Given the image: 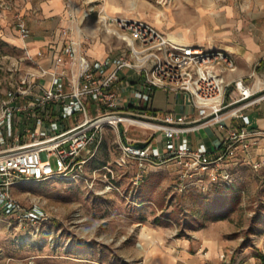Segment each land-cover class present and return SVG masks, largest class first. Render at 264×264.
Here are the masks:
<instances>
[{
	"label": "built area",
	"instance_id": "obj_1",
	"mask_svg": "<svg viewBox=\"0 0 264 264\" xmlns=\"http://www.w3.org/2000/svg\"><path fill=\"white\" fill-rule=\"evenodd\" d=\"M75 5V0H66L67 24L59 28L57 42L34 53L23 46L30 67L0 96V211L19 225L36 224L44 216L42 208L21 204L12 194L13 185L79 176L94 153L86 155L87 147L96 149L102 129L122 123L151 132L143 146L122 142L121 154L114 160L118 167L133 161L137 168L133 183L142 179L149 165L163 164L175 167V188L182 191L194 186L207 190L231 180V166L250 158L249 118L244 110L264 97L244 76L225 80L224 72L235 68L232 54L218 47L173 40L148 20L110 15L100 6L95 20L123 44L115 56L92 58L87 43L93 37L84 29ZM93 10L88 5L84 15ZM14 18L16 32L25 40L29 28L20 15ZM123 67L140 75L147 90L136 95L144 102L154 88L186 91L200 115L188 119L174 113L121 110L113 84ZM254 75L252 67L247 76ZM230 118H239L241 125H226L225 135L213 148L189 144L188 132L204 123L223 125ZM103 167L102 190L117 189L110 180L113 170Z\"/></svg>",
	"mask_w": 264,
	"mask_h": 264
},
{
	"label": "rangeland",
	"instance_id": "obj_2",
	"mask_svg": "<svg viewBox=\"0 0 264 264\" xmlns=\"http://www.w3.org/2000/svg\"><path fill=\"white\" fill-rule=\"evenodd\" d=\"M196 4L185 3L197 21ZM182 6L178 0H138L137 8L128 11L168 36L179 37L183 36L178 32L183 26L180 21L190 17ZM14 21V17L0 21V96L30 67ZM255 21L260 19L243 17L245 24ZM109 37L112 45L122 46L119 39ZM225 50L234 57L231 50ZM122 128L102 129L101 144L79 176L13 185L12 194L20 203L38 205L44 216L36 224L19 225L0 211V264H148L153 258L148 251L158 238L189 237L220 215L233 225L228 236L236 238L232 254L237 257L228 263L243 257L242 248L252 245L253 234L259 232L256 226L264 227L262 217L252 220L255 211L262 210L264 215V143L259 152H250L248 160L231 166L228 182L210 185L207 190L194 186L182 191L175 188L172 164L148 172L149 165L148 173L137 183H133L137 169L133 161L123 167L115 165L121 154L117 141ZM50 160L54 165V159ZM105 165L113 170L110 180L117 189L102 190ZM146 236L149 244L143 240ZM125 246L132 252L123 253Z\"/></svg>",
	"mask_w": 264,
	"mask_h": 264
},
{
	"label": "crops",
	"instance_id": "obj_3",
	"mask_svg": "<svg viewBox=\"0 0 264 264\" xmlns=\"http://www.w3.org/2000/svg\"><path fill=\"white\" fill-rule=\"evenodd\" d=\"M75 1V12L79 20H82L84 29L93 37L92 41L87 43L88 55L92 58L101 59L106 56H115L118 53V46L110 42L109 36L111 38L113 36L104 32L95 20V11L98 7L101 6L110 15L145 19L128 11L137 8L138 0ZM186 1L197 3L194 6L198 12L197 21L194 19L196 15H191L187 8L188 5H185ZM178 2L183 5L186 14L190 17L180 21L183 26H179L178 32H181L183 36L169 37L179 42H193L205 47H221L231 50L234 53L236 67L224 72L225 80L231 81L234 78L248 75L250 69L255 67V75L247 77L245 81L253 83V87L258 84L259 92L264 93V41H262L264 38V0H178ZM65 5L66 0H0V21L20 15L29 28L28 37L25 40L20 39V42L27 47L30 53H34L38 49L46 50L48 45L57 42L59 28L67 24ZM88 5H93L94 10L85 16L84 11ZM243 17L260 19V22L245 24ZM69 24L74 26L72 23ZM230 86L232 87V84ZM113 87L117 93L121 110L138 114L174 113L185 115L188 119H194L200 115L186 91H164L154 88L144 102L136 93L147 90L146 86L140 75L128 67H123L118 71V79ZM244 113L249 118L247 129L250 132L251 151L259 152L264 143V97L247 107ZM229 124L238 127L241 125V120L239 118L226 119L223 125L204 123L198 130L188 132L185 136L192 147L203 143L206 147L213 148L225 135V127ZM122 126V137L120 141H117L119 148L122 142L147 141L150 138L151 132L146 128L127 123H122ZM96 149L90 145L85 153L86 155L92 151L95 153ZM158 166L150 165L148 172ZM148 172L145 171V175ZM224 218H216L215 221L194 230L189 237L158 238V243L148 251L153 255L148 264H206L207 262L227 264L231 258L237 257V253L232 254L236 238L228 236L233 230V225ZM253 236L252 245L243 247L240 253L243 257L237 258L234 262L231 261L232 264H264V228L260 227L259 232ZM143 240L147 244L150 242L147 236L143 237ZM122 250L123 253L132 252L128 246L123 247ZM252 250L255 253H251ZM71 264L75 263L72 261Z\"/></svg>",
	"mask_w": 264,
	"mask_h": 264
},
{
	"label": "trees",
	"instance_id": "obj_4",
	"mask_svg": "<svg viewBox=\"0 0 264 264\" xmlns=\"http://www.w3.org/2000/svg\"><path fill=\"white\" fill-rule=\"evenodd\" d=\"M261 211H262V210H261ZM261 211H259V210H258V211H255V213H254V215H253V219H252L253 222H254L255 219H257L258 217H262V218H263V222H262V224H264V217H263L264 215L261 214ZM220 217H221V215H220ZM220 217H218V218H220ZM253 225H254V224L252 223V225H251L250 228H253ZM260 225H261V224H259V225L256 226V228H257L258 230L260 229ZM263 228H264V227H263ZM254 253H255V252H254Z\"/></svg>",
	"mask_w": 264,
	"mask_h": 264
},
{
	"label": "water",
	"instance_id": "obj_5",
	"mask_svg": "<svg viewBox=\"0 0 264 264\" xmlns=\"http://www.w3.org/2000/svg\"><path fill=\"white\" fill-rule=\"evenodd\" d=\"M144 144H145L144 141H138L134 143V145H138V146H143Z\"/></svg>",
	"mask_w": 264,
	"mask_h": 264
}]
</instances>
